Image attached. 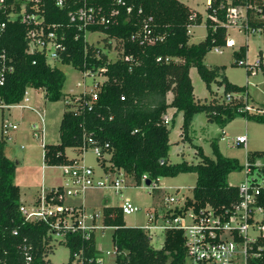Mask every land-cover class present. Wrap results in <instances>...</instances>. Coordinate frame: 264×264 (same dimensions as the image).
<instances>
[{"label": "trees", "instance_id": "16d2710c", "mask_svg": "<svg viewBox=\"0 0 264 264\" xmlns=\"http://www.w3.org/2000/svg\"><path fill=\"white\" fill-rule=\"evenodd\" d=\"M88 2L101 6L106 15L111 9L118 13L108 24H89L83 28L70 20V13L81 5V0H63L62 5L56 4V0H39L37 12L44 15L46 31L64 38V49L58 52L55 61L72 65L82 72L98 71L105 76L97 90V98L90 102L91 109L87 104L88 93H79V100L73 102L75 95L63 91L65 74L49 62L45 53L26 51L29 27L19 21L8 23L1 41L6 62L13 70L6 74L0 86V108L18 103L30 89L42 90L44 97L52 102L64 99L68 102L65 101L59 123L60 141L42 145L46 166L74 162L76 156L68 157L65 150L73 148L78 154L86 137L92 136L109 144L106 155L98 159L105 173H121L139 185L144 175L157 184L160 177L195 172L193 194L186 198L185 207L195 210L210 207L216 214L231 213L240 197L237 185L228 184L227 178L241 168L237 160L221 154L217 142L212 141L215 159L198 147L196 154L200 160L197 163L186 160L169 163L170 120L165 123L164 116L169 107L182 112L181 134L184 137H188V127L196 112H203L208 121L219 126H225L239 115L264 124V114L238 112L247 101L245 87L222 78L218 82L223 85L224 96L229 93L233 98L229 102L212 98L209 103H200L194 98L189 76V69L195 67L206 87H210L222 68H208L204 57L211 49L226 47L227 7L246 6L250 27L260 31L264 29L261 18L264 0H210L204 20L198 11L181 0ZM3 18L0 15V19ZM202 20L206 34L193 43L189 27ZM95 31L105 34L104 46L86 41L85 34ZM150 38L154 42H149ZM112 39L119 44L114 60L108 56ZM246 52L247 45H240L234 53L236 64L246 59ZM125 56L131 58L125 59ZM262 69L264 71V66ZM246 71L249 73L251 69ZM168 94H171L170 101ZM5 144L0 136V264H50L47 256L55 240L69 249V260L64 264H188L181 230H165L161 247L155 248L146 230L125 225L119 205L104 204L101 208L102 224L113 229L111 241L115 255L109 263L98 262L94 232L88 238L81 232H74L59 239L53 236L46 223L26 220L19 210L23 203L20 187L14 182L16 164L5 155ZM262 155L264 150L247 153L251 160ZM261 204L264 207V198ZM257 245L261 246L259 255L248 258L247 264H264V237L255 243V250Z\"/></svg>", "mask_w": 264, "mask_h": 264}, {"label": "rangeland", "instance_id": "374dc122", "mask_svg": "<svg viewBox=\"0 0 264 264\" xmlns=\"http://www.w3.org/2000/svg\"><path fill=\"white\" fill-rule=\"evenodd\" d=\"M191 8L199 10L206 17V0H181ZM190 41L197 43L204 38L206 28L204 21L193 27L190 26ZM227 38L234 41V46L222 47L221 51L211 49L204 57V64L208 68L219 66V76L207 88L205 82L201 79L195 67L189 69V76L193 86L195 100L200 103H209L212 98L219 101L224 100V89L218 81L222 78L232 84L245 87L247 103L249 106L264 107V71L262 66L253 67L249 73L246 69L248 66L235 63V55L242 44L247 45L246 63L250 66L262 57L264 58V29L244 34L238 27H229L227 29ZM105 34L95 31L86 33V41L98 46H104ZM118 42L111 40L108 50V56L114 60L118 55ZM52 65L61 69L65 74L63 91L65 93L77 94L79 92L90 91L95 83H101L105 76L103 74H85L74 68L72 65L61 64L55 60H49ZM79 83V84H78ZM41 95V98L39 96ZM29 105L36 107L44 118L43 141L35 136L33 125H40L36 112L28 108L13 107L10 109L0 108V123L6 119L16 123L18 128L13 132L11 139H4L5 155L16 164L14 182L21 188L20 201L25 205L33 199L34 192L48 191L52 186L61 184L63 176L58 166H46L43 162L44 144H57L60 141L59 123L62 113L65 109V101H49L44 98L42 90H28ZM43 97V98H42ZM171 100V94H168V101ZM169 117V163H177L186 160L191 163H197L200 157L197 148L200 147L205 155L215 159V153L211 142L216 141L218 151L226 157L234 158L240 165V169L231 172L228 175L227 182L230 185H239L243 180V165L246 158V150H264V124L247 120L244 116H237L230 120L225 126H219L216 122L208 121L203 112H196L189 124L187 135L184 137L181 129L182 112L172 107L167 109ZM246 134L247 146L235 144L237 136ZM1 135V132H0ZM68 157H75L77 151L73 148L65 150ZM83 161L86 165L93 168L95 177L101 176L104 179L106 173L99 164V160L87 149L83 152ZM108 164V163H106ZM123 174H111L112 178H124ZM129 184L122 189L120 193L115 194L107 188H88L76 196H66L63 204L66 206L83 207L84 211L89 213L101 212L104 204L120 205L122 197H128L139 210L124 215V223L130 227L143 228L147 222L146 213L148 210L157 208L164 210L168 204L164 202L165 195L174 194L191 197L196 181L195 172L180 173L174 177H160L156 184V189L151 190L144 183L133 185L131 178H124ZM110 180V179H109ZM29 203V204H27ZM112 227L104 229H95L94 236L99 258L102 263L113 261V244L111 241ZM151 233V244L155 248H160L163 241V234L160 231ZM264 236V229L262 230ZM54 246L47 258L50 264H64L69 260V249L63 243L53 241ZM109 252V254H107Z\"/></svg>", "mask_w": 264, "mask_h": 264}, {"label": "built area", "instance_id": "2783aa9c", "mask_svg": "<svg viewBox=\"0 0 264 264\" xmlns=\"http://www.w3.org/2000/svg\"><path fill=\"white\" fill-rule=\"evenodd\" d=\"M39 0H0V86L4 84L7 73L13 70L10 63L6 62V55L1 46L2 38L6 32L9 22L19 21L29 27L26 35L27 52H43L48 60H55L58 52L64 49V38H57L53 31H46L43 25L44 15L37 12V2ZM121 5L123 2L118 1ZM56 4L62 5L63 0H56ZM130 11V8H127ZM260 11V9H258ZM118 13L111 9L107 15L103 13L101 6L90 4L88 0H81V5L72 13L70 20L78 22L83 28L89 24H108L112 16ZM264 19V15H261ZM226 28L238 27L244 34L259 31L250 27L246 14V6L229 5L226 9ZM86 39V34H85ZM149 42H154L150 38ZM234 46V41L227 38L226 47ZM222 48H214L221 51ZM125 56V59H130ZM239 65H246L249 69L255 66H264V58L259 57L253 65L246 63V59L239 60ZM85 74H95L98 71H83ZM79 84V83H78ZM100 83H95L90 91L79 92L88 93L90 100L87 104L91 109L93 100L97 98V90ZM79 93L75 95L73 102L79 100ZM232 95L227 93L224 96L226 102L232 99ZM123 99V97H121ZM29 101L28 90L24 92L23 98L18 103L5 104L2 108L10 109L13 107L28 108L36 112L40 125H33L35 136L43 141L44 116L39 110L27 102ZM68 102V101H66ZM71 109H75L72 107ZM238 112H248L264 114V107L245 105L238 108ZM169 121L168 115L164 116V122ZM18 128L16 123L6 119L1 120L0 132L4 139H11L13 132ZM235 144L247 146L246 134L237 136ZM44 143H42L43 145ZM109 147L108 142H100L92 136H88L81 148V152L76 154V160L70 164L58 166L61 169L63 182L52 186L48 191H43L41 186L36 199L29 206L22 204L19 208L26 220H40L46 223L53 236L59 239L74 232H81L82 236L88 238L95 229H104L102 215L99 213L87 214L83 207L66 206L63 204L66 196H76L88 188H107L115 194L129 184L126 178H112L110 173H106L104 179L101 176L95 177L92 167L83 161V152L90 149L95 157L102 158L106 155ZM246 150L245 163L243 165L244 178L237 185L240 200L231 213L216 214L210 207L195 210L192 207H185L186 196L169 194L165 195L164 202L167 207L164 210L153 208L146 213L147 224L143 227L148 232L168 229L181 230L184 236V245L187 251L188 264H247L248 258L257 257L261 246L255 243L260 237H264V207L261 200L264 198V155L249 159ZM110 179V180H109ZM146 176H142L141 182L145 184ZM133 185H135L133 183ZM146 185V184H145ZM151 189H156V183L150 181L146 185ZM120 209L122 215H127L139 210L128 197H122ZM225 215H228L225 217ZM109 254V252H107ZM115 254V249L113 250ZM29 259V257H28ZM102 263L101 259H98Z\"/></svg>", "mask_w": 264, "mask_h": 264}, {"label": "crops", "instance_id": "0c3cea01", "mask_svg": "<svg viewBox=\"0 0 264 264\" xmlns=\"http://www.w3.org/2000/svg\"><path fill=\"white\" fill-rule=\"evenodd\" d=\"M209 1L210 0H206V5H207V3H209ZM189 6V5H188ZM190 7V6H189ZM191 8V7H190ZM193 10H196V9H194V8H192ZM196 11H198L201 15H202V17H203V13H201L199 10H196ZM205 18L203 17V20H204ZM202 20V21H203ZM194 26H196V25H193V27ZM263 67V66H262ZM43 92V91H42ZM44 93V92H43ZM39 98H41V95L39 96ZM43 98V97H42ZM45 98V97H44ZM36 108V107H35ZM249 151H253V150H249ZM19 186V185H18ZM20 187V186H19ZM20 190H21V188H20ZM37 194H38V191L37 192H34V195H33V199H32V201H30L29 203H32L35 199H36V197H37ZM21 196V195H20ZM22 202V201H21ZM26 202V201H25ZM25 202L23 203V204H25ZM29 203H27V204H29ZM109 205V204H108ZM27 206V205H26ZM102 208V207H101Z\"/></svg>", "mask_w": 264, "mask_h": 264}, {"label": "water", "instance_id": "95a60500", "mask_svg": "<svg viewBox=\"0 0 264 264\" xmlns=\"http://www.w3.org/2000/svg\"><path fill=\"white\" fill-rule=\"evenodd\" d=\"M149 183H150V180L149 179L145 180V184L146 185H149Z\"/></svg>", "mask_w": 264, "mask_h": 264}]
</instances>
